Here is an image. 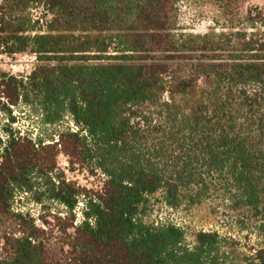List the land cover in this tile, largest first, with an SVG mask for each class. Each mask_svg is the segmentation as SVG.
<instances>
[{
    "label": "trees",
    "instance_id": "obj_1",
    "mask_svg": "<svg viewBox=\"0 0 264 264\" xmlns=\"http://www.w3.org/2000/svg\"><path fill=\"white\" fill-rule=\"evenodd\" d=\"M181 1L0 0L2 52L36 57L27 76L0 72L1 97L75 126L50 141L10 132L1 147L0 264H264V6L216 0L223 27L192 35L177 33ZM61 154L105 179L90 195L54 184L70 217L53 248L14 200ZM160 191L169 207L217 194L258 243L145 223Z\"/></svg>",
    "mask_w": 264,
    "mask_h": 264
},
{
    "label": "rangeland",
    "instance_id": "obj_2",
    "mask_svg": "<svg viewBox=\"0 0 264 264\" xmlns=\"http://www.w3.org/2000/svg\"><path fill=\"white\" fill-rule=\"evenodd\" d=\"M256 5L264 6V0H244L241 6L242 15H245L248 7ZM37 15L40 16V12H37ZM223 24L222 11L216 0H183L178 5V34H205L212 29H221ZM35 65L36 57L33 54L9 56L0 48V72L21 78L29 75ZM30 99V102L24 98L20 99L18 104L13 106L0 95V151L10 132L31 137L35 141H50L58 137L59 131L75 129L69 114L59 123H46L40 103L35 98ZM60 177L74 183L89 195L99 190L105 179L98 170H92L88 163L73 168L68 157L61 154L53 173L44 175L35 170L30 177L31 190L17 192L14 208L29 214L39 227L47 230L46 238L53 248L62 244L66 238L65 234L59 231L63 226V221L59 218L66 217L69 220L70 217L66 208L51 198V190ZM224 205L217 200V194L200 202L193 201L187 194H183L176 207H169L164 202V193L160 191L149 198L141 218L147 224L173 223L181 227L188 242H193L200 231H218L222 235L240 238L243 243H258L257 237L253 235L244 238L248 235L247 231L240 229V225L236 224L235 213ZM83 206V198L80 197L75 213L78 219H82Z\"/></svg>",
    "mask_w": 264,
    "mask_h": 264
}]
</instances>
